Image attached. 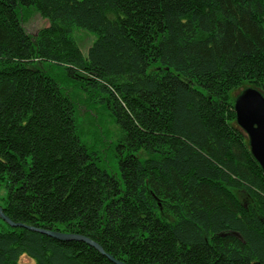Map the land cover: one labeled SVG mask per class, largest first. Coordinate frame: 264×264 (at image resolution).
I'll return each instance as SVG.
<instances>
[{
  "label": "trees",
  "instance_id": "16d2710c",
  "mask_svg": "<svg viewBox=\"0 0 264 264\" xmlns=\"http://www.w3.org/2000/svg\"><path fill=\"white\" fill-rule=\"evenodd\" d=\"M74 27L96 35L87 55ZM62 75L120 126L117 171L79 138ZM248 86L264 94V0H0L3 212L126 264H264V172L231 96ZM0 264L116 263L0 218Z\"/></svg>",
  "mask_w": 264,
  "mask_h": 264
},
{
  "label": "rangeland",
  "instance_id": "374dc122",
  "mask_svg": "<svg viewBox=\"0 0 264 264\" xmlns=\"http://www.w3.org/2000/svg\"><path fill=\"white\" fill-rule=\"evenodd\" d=\"M48 25V20L41 17L33 9L24 10L23 26L27 32L34 35L36 32ZM73 37L84 55H87L88 48L96 39L93 32L83 28L74 27ZM60 68L56 69L58 72ZM63 90H65L75 102V122L77 133L81 141L98 156L100 167L107 169L109 172L116 170L117 145L121 136V129L109 109L101 102L93 98V92L77 78L67 77L60 78L59 81ZM243 90V89H242ZM239 91H232V98L235 100ZM6 187L0 185V206L4 205V196ZM21 261L29 262L27 256H22Z\"/></svg>",
  "mask_w": 264,
  "mask_h": 264
},
{
  "label": "water",
  "instance_id": "95a60500",
  "mask_svg": "<svg viewBox=\"0 0 264 264\" xmlns=\"http://www.w3.org/2000/svg\"><path fill=\"white\" fill-rule=\"evenodd\" d=\"M234 111L237 124L244 130L248 137V143L251 154L261 166L264 172V94L256 87L248 86L243 88L234 100ZM0 218L11 227H24L29 230L46 234L58 240H79L84 241L90 246L96 248L100 253L105 255L109 260L116 264H126L114 258L111 254L104 251L102 246L90 239L89 237L69 233L59 230H51L42 227H35L21 222L11 220L0 206Z\"/></svg>",
  "mask_w": 264,
  "mask_h": 264
},
{
  "label": "bare ground",
  "instance_id": "6f19581e",
  "mask_svg": "<svg viewBox=\"0 0 264 264\" xmlns=\"http://www.w3.org/2000/svg\"><path fill=\"white\" fill-rule=\"evenodd\" d=\"M238 94H239V93H238ZM238 94H237V95H238Z\"/></svg>",
  "mask_w": 264,
  "mask_h": 264
}]
</instances>
